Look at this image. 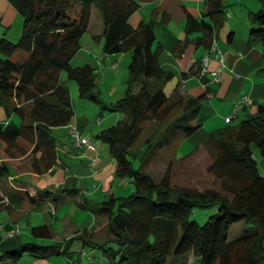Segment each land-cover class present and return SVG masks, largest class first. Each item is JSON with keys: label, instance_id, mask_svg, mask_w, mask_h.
Returning <instances> with one entry per match:
<instances>
[{"label": "trees", "instance_id": "obj_1", "mask_svg": "<svg viewBox=\"0 0 264 264\" xmlns=\"http://www.w3.org/2000/svg\"><path fill=\"white\" fill-rule=\"evenodd\" d=\"M9 1L23 18V29L17 41L5 34L0 37V110L6 112L1 120L7 119L0 120V144L9 150H25L20 140L30 144L36 173L57 164L58 138L53 129L74 125V101L63 72L78 82L81 99L101 101L95 93L97 66L72 64L95 9L103 18L104 51L131 55L124 95L105 106L124 117L96 138L109 145L117 177L130 179L135 189L98 204V213L108 220L106 242H89L94 234L87 230L76 239L101 249L108 264H166L171 257H180L178 264H190L191 256L195 264H264V174L253 150L256 146L264 155V104L238 123L207 132L203 145L212 158L208 170L220 179L221 190L173 186L167 176L158 180L144 168L147 158L163 145L178 150L179 142L195 136L202 128L196 120L203 105L202 97L185 94L180 85L171 94L164 91L175 74L160 64L161 47L153 28L130 22L140 2ZM260 3L258 10L250 11V36L264 41V0ZM204 15L197 19L188 13L185 28L187 35L202 32L197 42L206 45L211 56L213 43L218 44L214 31L226 20V0H206ZM233 36L231 32L229 40ZM17 52L19 58L14 60ZM143 135L144 141L137 145ZM13 175L8 163L0 164V177ZM38 193V197L27 193L29 201L42 203L51 195L48 190ZM51 201L56 202L57 196ZM215 206L217 212L204 224L195 219L197 208ZM31 232L36 240L0 246V264H20L27 256L47 259L74 253L56 243L37 241L53 237L48 224L33 226Z\"/></svg>", "mask_w": 264, "mask_h": 264}, {"label": "crops", "instance_id": "obj_2", "mask_svg": "<svg viewBox=\"0 0 264 264\" xmlns=\"http://www.w3.org/2000/svg\"><path fill=\"white\" fill-rule=\"evenodd\" d=\"M137 1L140 2V7L132 15L130 22L135 27L144 22L155 31L157 43L161 47L160 64L163 69L172 71L175 74L172 81L167 84V88L171 87L170 92L172 93L176 86L180 85L185 94L202 97L203 108L196 120L202 124L201 130L196 134L199 136L198 139L202 140L197 147L203 144L208 131L227 125L226 116L230 115L245 98H249L251 102L245 101L243 103L236 119H245L250 114L257 112L260 104H264V41L253 39L250 36L252 26L250 11L258 10L261 3L258 5L255 0V4L252 2L242 4L245 9L240 7L239 13L234 7L231 8L232 11L226 8L224 25L222 27L218 26L214 31L218 49L226 56L223 76L218 82L215 81L213 75L220 64L218 53L211 54L209 70L204 72L203 57L208 47L197 42L202 32L187 35L185 28L188 13L197 19L205 17L206 0ZM238 1L242 3L243 0ZM206 19L210 20L209 17ZM22 29L23 18L15 6L9 0H0V37L5 34L7 38L17 41L21 37ZM87 32H90L95 39H97L95 36L99 37L97 40L100 43L103 42V37H100L103 33V18L97 9L93 12V18ZM231 32H234V36L232 40H229ZM187 38L190 40L189 42ZM180 45H183V49ZM91 54L95 56L92 51ZM109 57L110 55L105 53L102 58L104 64H106ZM112 57L114 59L111 62L114 63L117 57L115 55ZM123 59L127 60L128 64L131 60L128 56ZM95 66L101 68L99 65ZM126 79L124 81L125 86ZM124 89H121L118 93L119 97L112 101L116 102L120 99L125 92ZM4 113L6 112L0 110V120L3 118ZM240 116L242 117L240 118ZM1 121L6 122L7 119ZM17 121L19 120L17 119ZM233 123L235 122L233 121ZM73 124L81 131L85 142L90 139L98 140L96 149L90 148L86 143L82 147L74 145L69 133V125L64 126L70 138L68 142L57 140L59 157L53 168L43 174L36 173L34 169L26 174L13 170V176L6 177V179L0 177V182L5 187H8V183L11 182L14 188L12 191H18L16 195L9 193L14 200H12V203L15 207H17L15 201L23 202L28 198L27 193L38 197V192L50 191L49 200L44 199L42 203H32L28 199V202L36 206L33 210H26L25 213L28 211L40 212L44 209L50 211L51 219H47L46 223L52 226L53 237L37 241L46 244L56 243L61 246V250L70 249L74 251L73 254H55L47 259L29 257L20 264H83L84 259L88 261L86 264H105L102 260L104 258L99 257L96 253L99 248L91 247L84 240L76 238L87 230L94 234L93 238L89 237V242L98 245L106 242L109 234L108 220L98 213V204L108 200L111 196L129 195L135 189L131 181L117 177V161L111 154L109 145L96 138L97 134L94 133L96 123L95 121L91 123L88 113L79 115L75 112ZM208 125H210L209 129L206 128ZM100 141H102V144ZM261 164L264 166V157L260 162ZM15 178H20L22 181ZM66 188L73 190L75 193L72 194L70 190L65 191ZM9 192L11 191L9 190ZM59 193L61 194L59 195ZM54 195L57 196L55 203L51 201ZM59 202L71 203L70 212L68 215L62 216V222L59 221L57 206L53 210L51 208L53 204ZM95 204L97 205L95 206ZM0 210L8 211L10 214L14 211V207L11 206L5 209L0 205ZM22 217L17 220L18 223L11 222L10 219L2 223L4 225L0 224V240L1 238H7V242L13 246L20 244L22 241L36 240L23 237L20 227ZM54 222H58L61 229H57L53 225ZM9 227L11 228L9 229ZM15 227H18L19 231L14 234L15 236L12 239L8 238ZM4 244H0V246Z\"/></svg>", "mask_w": 264, "mask_h": 264}, {"label": "rangeland", "instance_id": "obj_3", "mask_svg": "<svg viewBox=\"0 0 264 264\" xmlns=\"http://www.w3.org/2000/svg\"><path fill=\"white\" fill-rule=\"evenodd\" d=\"M250 2L255 4V0H243L242 3H240L238 0H227L226 8L227 10L232 11L234 7L237 13H239L240 7L242 9H245L242 4H248ZM256 4L259 5L260 0H256ZM104 43V38L103 42L100 43L99 40L92 37L90 32H86L81 41L82 47L80 52L72 60L73 66H82L85 63H91L94 66L99 65L101 67H97L99 75L97 77L98 85L95 89V93L100 96V102H94L89 99H81L78 82L74 79L69 78L65 71L63 72V79L71 90L72 100L75 101L73 105L75 112L79 113V115L88 113V118L91 123L93 121H95L96 123L94 125L95 134H98L103 129L111 127L124 117V114L122 112L105 109V106L114 103V101L112 100L119 97L118 93L121 89L125 88L124 91H126L124 81L126 79V76L128 79L129 64L127 60L123 58H127V56L131 57L130 53L109 54L110 57L107 60L106 64H104V62L102 61V58L106 53L104 51ZM91 51L94 52L95 56L91 54ZM19 54L20 53L17 52L13 56V59L17 60L19 58ZM113 55L117 57L115 58L116 60L114 61V63L111 62L114 59V57H112ZM167 84L164 91H166L167 94H170L171 87L167 88ZM99 116H102V122L101 120H99ZM241 117L242 116H240V118ZM240 120L242 119L238 118L235 119L234 122L238 123ZM209 127L210 125L206 126L207 129H209ZM53 133L58 138V140L64 142L69 141L70 136L67 133L66 127H56L53 129ZM198 138L199 136L196 135L190 139H184L183 142H179L181 145L178 146V150H176L174 146L167 147V145H163L161 148H156L147 158L146 166H144V168L146 169V171L151 172L152 175H154L158 180H160L164 176H167L173 186H185L197 188L200 190H221L220 179L208 170V167L212 162V158L207 148L203 144L197 147L202 140ZM144 139L145 135L142 136L137 145L141 144ZM19 143L20 146L25 150H9L7 149L6 145L0 144V164L8 163L10 166H12L15 172H24V174H26L27 172H31L32 169H34V153L32 152V146L30 144L26 143L23 140H20ZM100 143L102 144V141H100ZM253 150L261 162L264 155L261 154L260 150L256 146H253ZM135 167L139 168L140 162L136 161ZM260 168L262 173L264 174V166L262 164L260 165ZM122 179L126 180L125 178ZM127 181H130V179H127ZM23 183L25 182L23 181ZM131 184L134 186L133 182ZM13 189V184H11V182L8 183V187H5V185L0 182V205L5 207V209L11 206L14 207V211H12L10 214L8 211L0 210V224L5 223L10 219L11 222L18 223L17 220L20 219V217H22L24 214V216L21 218L22 220L20 221V227L21 232L23 233V237L29 240L36 239L31 232V228L33 226L47 224V219H51V212H48V210L44 209L40 212L28 211L25 213L26 210H33V208L36 206L28 202L29 198H26L23 202L15 201V203L17 204V207H15L12 203V196L9 195V193L12 194L11 192H13ZM9 190L11 192H9ZM60 194L61 193H59V195ZM70 205L71 203L64 202L53 204V206L51 205L52 210L57 206L60 222H62V216H66L69 214ZM217 210V206L213 208H197L194 217L201 224H204L211 215L217 212ZM54 223L53 225L57 229H61V226L58 222H56L55 224ZM10 228L11 227H9V229ZM11 232L8 238L12 239L15 235ZM234 232L235 231H233V233ZM233 233L231 234V238L235 236ZM6 239L1 238L0 244L8 243ZM37 240L43 241L42 239L38 238ZM96 253L99 257L104 258L102 260L105 262V264H108V260L103 256V252L101 249H98ZM27 258H29V256L25 257L20 263H23ZM179 258L180 257H171L166 264H175V261L176 264H178L179 260H181ZM195 261L196 260L194 259V256H191L190 264H195ZM86 263H88V261L84 259L83 264Z\"/></svg>", "mask_w": 264, "mask_h": 264}, {"label": "built area", "instance_id": "obj_4", "mask_svg": "<svg viewBox=\"0 0 264 264\" xmlns=\"http://www.w3.org/2000/svg\"><path fill=\"white\" fill-rule=\"evenodd\" d=\"M211 51H212V53H214V52L218 53V56H219V60H220L219 67L213 72V75L215 77V81L219 82L223 76V72H224V69L226 66V64H225L226 56L221 50L218 49L217 43H213V45L211 47ZM209 62H210V53L208 52L205 55L204 60H203V63H204L203 71L204 72L209 70ZM245 101L251 102V100L249 98L248 99L245 98L243 101H241L237 105V107L233 110V112L230 115L226 116L225 120L227 123L234 121L238 117L239 110ZM99 120H100V118H99ZM69 130H70L71 136L74 137V145H76L77 147H82L86 143L87 146H89L90 148L96 149V147L98 145V140L90 139L89 141L85 142V138H84L83 134L75 125H69ZM18 231H19V228L15 227L11 233L15 234Z\"/></svg>", "mask_w": 264, "mask_h": 264}]
</instances>
